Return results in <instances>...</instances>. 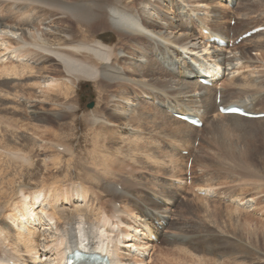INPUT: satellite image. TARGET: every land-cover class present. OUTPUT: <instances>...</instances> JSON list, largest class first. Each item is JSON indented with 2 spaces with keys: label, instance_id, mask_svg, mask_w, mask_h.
Masks as SVG:
<instances>
[{
  "label": "rangeland",
  "instance_id": "1",
  "mask_svg": "<svg viewBox=\"0 0 264 264\" xmlns=\"http://www.w3.org/2000/svg\"><path fill=\"white\" fill-rule=\"evenodd\" d=\"M17 1L0 3V17L7 16L10 25L29 27L36 25L37 18H55L64 33L54 31L46 37L47 33L37 29L40 34L22 35L19 41L0 36L1 48L10 45L4 51L0 48V191L14 194L15 199L39 192L49 197L56 190L58 214L71 217L86 207L95 217L98 211L111 215L116 209L115 214L127 225L140 222L136 216H145L146 207L158 214L165 212L166 222L151 220L148 237L137 234L140 243L152 247L144 255L134 253L135 264H264V117L221 118L212 111V126L181 129L174 114L172 118L156 101L161 98L166 103L168 99L177 108L182 102L194 107L195 102L182 100L193 99L179 94L173 79H166L171 70L153 58L150 67L142 68L151 75L139 91L129 81L119 90L100 77L76 78L74 71L67 72L62 62L47 55L49 50L61 51L82 65L100 69L102 60L82 47L98 40L110 48H122L104 16L103 4L109 0H101V8L92 7L103 16L91 23V30L76 28L70 15L49 18L38 0ZM126 1L135 6L141 0ZM197 7L201 17L209 9L202 4ZM249 7L254 17L244 22L260 20L256 16L264 1ZM222 22L236 27L235 20L227 16ZM195 32L206 35L204 30ZM241 42L235 40L228 47ZM242 49L251 54L263 48L254 50L245 44ZM12 50L24 60L11 70L18 63L10 58ZM179 60L190 70L188 61ZM110 64L132 77L129 62L113 57ZM247 72L248 68L239 72V85L246 82ZM260 72L259 83L249 84L238 96L252 101L251 109L264 112V70ZM183 82L192 85L186 78ZM222 85L227 89L225 100L236 99L239 87H230L228 81L217 83ZM146 93L156 96L154 103L143 99ZM136 95L139 99L133 100ZM128 98L135 106L124 103ZM89 104H93L91 109ZM187 157L191 158L190 177ZM77 195L84 196L80 197L83 203ZM160 200H165V211L160 210ZM41 235L47 241L54 237L49 231Z\"/></svg>",
  "mask_w": 264,
  "mask_h": 264
},
{
  "label": "bare ground",
  "instance_id": "2",
  "mask_svg": "<svg viewBox=\"0 0 264 264\" xmlns=\"http://www.w3.org/2000/svg\"><path fill=\"white\" fill-rule=\"evenodd\" d=\"M4 1L0 0V3H5ZM38 1L42 3L40 5L41 10L49 12V18L55 16L64 18L70 15L71 23H75L76 28L79 30H91V23L98 21L103 16L102 13L92 9L96 6L101 8V0ZM255 1L258 0H141L137 5L132 6L126 0H109L103 4L104 16L111 30L118 36L122 48H110L101 44L98 40H95L91 45H83L82 47L102 60L100 69H96L89 64L82 65L77 59L61 51L52 52L49 50L47 55L52 56L57 62H62L67 72L74 71L76 78L100 77L104 81L116 84L115 86L119 90H121L123 82L129 81L139 91H141L139 87L144 85L146 79L151 75L142 68L144 66L150 67L153 58L162 67L166 66L171 70L166 79L169 80V77L173 79L174 88L177 91L181 90L179 94L189 96L194 101L182 100L186 103L195 102L194 107H189L181 101L182 104H178L181 108H177L175 105L172 106L168 99L166 103H163L159 98L156 105L163 106L172 118H174L172 114L177 115V111L181 110L178 115L197 116L202 121V127H204V124L212 126L210 118L213 115L211 114L212 111L221 118H240L238 114H221L218 111L219 106L234 105L243 108L248 113H264L262 110L251 109L253 102L248 100L246 96H238L246 91L249 84L259 83L262 77L260 71L264 70V31L256 32L248 38H244L241 45L232 47L216 46L211 41L212 36H217L219 43H223V40L226 43L234 42L245 32L258 26H264V7L256 16L260 20L244 22L254 17L249 6ZM15 3L19 2L15 0ZM200 4L209 8L203 10L205 11L203 17L198 15L200 9L197 6ZM185 7L188 8L183 11ZM21 8L23 7L21 6ZM12 11L14 12V10ZM226 16L228 20L234 19L236 27L239 26V28L225 25L222 21ZM5 18L0 17V36L2 39L14 38L19 41L18 37L21 38L22 35L40 34L37 29H42L47 33L46 37L52 36L54 31L64 33L62 26L58 25L60 22L55 21V18L47 20L45 18L36 19L35 17L34 20L36 19L37 26L33 23L30 25L29 22V27L24 25L14 27L13 24L10 25L7 22L10 20ZM68 27V25L65 27L66 31H69ZM196 29L199 31L207 30V35L204 36L202 33L198 35L195 32ZM3 35H6V37H3ZM1 44L3 42H0V46ZM245 44H249L254 50L261 47L263 49L261 52L254 51L250 54L242 49ZM5 46L6 48L10 47V45ZM5 46L0 48L3 50ZM34 47L37 48V46ZM6 48L5 50H7ZM14 50L17 51V49ZM14 50L10 51V58H13L12 61H18V63L12 68L10 67L11 70L15 66L17 68L23 64L22 61L24 60ZM113 57L129 62L133 72L132 77H129L121 67L110 64ZM180 58L188 61L190 70L180 65ZM247 68L249 72L244 76L246 82L239 85L240 82L237 83L236 81L239 77L238 74L242 70L247 71ZM251 73L254 76H250ZM173 75L176 76V80ZM208 76L211 78V86L214 87L215 91L213 88L199 82L200 78ZM185 78L192 82V85L183 82ZM216 80L220 83L228 81V85L232 88L239 87L236 92V99L225 100L227 89L224 85L217 86L218 82ZM195 88L199 92L191 93ZM261 94L264 95V90ZM162 95L161 90L160 97ZM231 95L234 96L235 92ZM217 97H219L220 102L215 105ZM155 98L156 96L153 93L143 94V99L153 103L156 100ZM132 99L136 100L139 97L136 95ZM133 100L128 98L124 103L128 107L130 105L135 106L134 103L136 102ZM209 100H212V105L210 102L207 104ZM174 120L181 125V129L182 127L191 130L197 129L187 121L176 118ZM50 192L49 197H46L43 192H39L17 196L13 199L14 194L9 195L6 191H0V264H66L67 255L75 250L96 254L105 253L109 258V264H135L132 261L134 257L132 255L134 253L144 255L152 247L149 243H140L141 237L139 238L138 235L148 237L151 234L150 222L154 217V220L161 222H166L167 219L165 212L158 214L153 208L146 207L147 210L143 209L145 216L138 217L135 215L136 220L140 222L135 223L136 225L133 224L135 226L127 225L120 221V217L116 215L117 211L113 206L112 210H114L111 213L114 214L110 215V213L106 214V212L98 211L97 215H94L96 219L92 217L93 215L88 214V208L87 210L84 209L86 207H82L79 209L80 212L68 217L63 212L58 214L59 205L57 207V202L60 196H58V192L56 190ZM78 192L81 193V191ZM109 194H113L112 189L109 190ZM80 197L83 198L84 196L77 195L78 201L82 202ZM164 201L160 200L161 203L158 202L163 207L160 210L163 211L166 210ZM122 213L124 214V212ZM122 227H126L132 232H123ZM138 227L140 228L138 229ZM43 231H49L50 234H53V239L47 241L45 240L47 237L42 238L43 234L41 235V232ZM41 240L45 241L42 245H40ZM41 257H45L44 261Z\"/></svg>",
  "mask_w": 264,
  "mask_h": 264
},
{
  "label": "water",
  "instance_id": "3",
  "mask_svg": "<svg viewBox=\"0 0 264 264\" xmlns=\"http://www.w3.org/2000/svg\"><path fill=\"white\" fill-rule=\"evenodd\" d=\"M92 106H93V104H89L87 107H88V108H91Z\"/></svg>",
  "mask_w": 264,
  "mask_h": 264
}]
</instances>
